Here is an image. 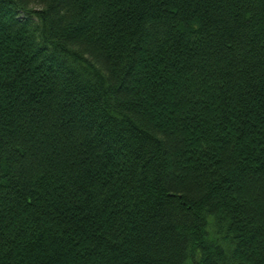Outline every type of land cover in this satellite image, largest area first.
I'll return each mask as SVG.
<instances>
[{
  "label": "trees",
  "instance_id": "16d2710c",
  "mask_svg": "<svg viewBox=\"0 0 264 264\" xmlns=\"http://www.w3.org/2000/svg\"><path fill=\"white\" fill-rule=\"evenodd\" d=\"M0 264H264V0H0Z\"/></svg>",
  "mask_w": 264,
  "mask_h": 264
}]
</instances>
